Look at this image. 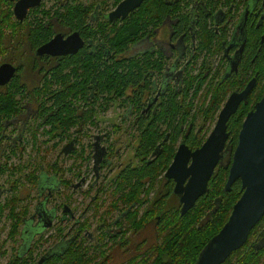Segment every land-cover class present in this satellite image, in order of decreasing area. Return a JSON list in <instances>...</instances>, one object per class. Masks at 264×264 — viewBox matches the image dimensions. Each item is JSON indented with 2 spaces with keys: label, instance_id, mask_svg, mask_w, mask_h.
I'll list each match as a JSON object with an SVG mask.
<instances>
[{
  "label": "flooded vegetation",
  "instance_id": "af4514ba",
  "mask_svg": "<svg viewBox=\"0 0 264 264\" xmlns=\"http://www.w3.org/2000/svg\"><path fill=\"white\" fill-rule=\"evenodd\" d=\"M18 1L6 0L10 7L0 9V65L9 63L15 67L10 79L0 84V220L9 223L5 237L10 243V253H13L6 264H152L151 260L141 259L155 252L161 243L163 234H159L158 226L161 212L170 214L178 208L180 216L185 215L201 197L209 194L211 180L222 167L227 170L223 183L225 192H229L236 181L241 182L237 179L229 190L224 188L239 136L237 133L232 145L229 120L223 157L215 164L206 192L184 213H181L180 195L175 193L176 181L165 174L181 144L191 151L202 146L233 91H242L253 78L256 79V86L241 102L240 108L256 90L258 73L254 72V67L257 58L264 55V31L260 30L259 36L252 38L249 30L264 28V0H170V12L185 13L189 18L166 16L150 26V33L128 42L126 49L116 54L101 48L102 38L85 37L80 29L65 24L55 13L60 10L66 15L71 6L79 7L82 27L88 28L87 32L100 27L102 32V27L107 26L106 34L110 27L108 23H112L108 21L107 13L122 0L116 4L115 0H39L34 7L16 11L14 7ZM144 1L125 18L115 21H126ZM32 27L50 28L52 33L45 42L57 33L65 37L77 31L82 45L71 54L37 55L35 50L45 42L32 49ZM202 28L214 33L208 46L199 51L196 31ZM144 42L148 43L144 48L134 50ZM83 51L88 54L91 71L103 66V62L108 75L112 56L136 60L148 55L155 63L162 61L163 64L161 71L153 69L139 82L144 86L140 98L133 95L130 83L121 97L115 98L105 92L106 105L105 97L98 95L101 87L96 76L99 73L93 71L87 78L82 68L84 54L81 61H77ZM103 54L104 59L98 58ZM249 58L252 64L245 70L243 65ZM234 64L236 66L232 68ZM241 74H245L244 86L228 92L213 119L205 118L202 112L220 79H237ZM30 75H34L33 79ZM65 89L83 94L78 93L64 103L61 97ZM195 91L197 94L193 97ZM168 98L180 101L182 110L191 108L190 113L181 124L166 168L162 173L153 174L152 180L149 177L138 181L143 160L156 165L159 155L166 154L165 148L174 136L165 131L153 149L146 156H140L138 147L144 143L142 127L138 129L142 123L140 118L151 122ZM116 104L125 107L122 121L129 117L130 128L136 133L131 138L132 156L113 166L112 159L119 148L110 142L112 132L89 134L95 141L86 147H80V142L85 132L83 127L95 125L97 112L107 111ZM70 112L75 116L66 122L65 131L64 118L67 119ZM115 125L118 127L113 124L110 131ZM26 140H30L31 147L27 151ZM38 140L43 145L51 141H56L57 145L63 140L66 142L54 159L48 161L47 147L40 148ZM69 143L71 150L65 153L63 149ZM63 157L73 158L67 168L61 164ZM82 163L84 170L80 171ZM190 163L191 158L187 166ZM76 166L78 169L73 170ZM104 170L107 174L103 178L109 175L110 178L102 185L89 181ZM129 170H133L130 183L127 179ZM67 171L71 176H65ZM83 185L86 189L82 191ZM76 192H82L84 196L75 200ZM85 199V204H79ZM51 240L52 243L46 246ZM42 242L45 245L37 250ZM77 253L81 255L80 259L76 257Z\"/></svg>",
  "mask_w": 264,
  "mask_h": 264
},
{
  "label": "trees",
  "instance_id": "16d2710c",
  "mask_svg": "<svg viewBox=\"0 0 264 264\" xmlns=\"http://www.w3.org/2000/svg\"><path fill=\"white\" fill-rule=\"evenodd\" d=\"M118 1L119 0H115L114 4ZM169 3L170 0H145L138 9L131 13L126 21L121 22L118 20L112 23L107 22L110 24V27L106 34L104 32L107 30V26L105 28L102 27V32L99 31L100 27L87 32L88 28L82 27V18L79 15L81 14V10L79 7L71 6L66 15H63L62 12L58 10L55 15L65 24L80 29L82 33L85 34V37L92 36L94 38H102L101 43L103 47L101 48H105L108 52L111 51L112 54H116L123 52L126 49L128 42L135 41L147 33H150V26L160 22L166 16L187 19L188 16L185 13L170 12ZM4 7H10V4L7 3L6 0H0V9ZM32 28L31 46L33 49L49 39L52 31L50 28ZM260 30L264 31V28H251L249 30V37L252 36L253 38L254 36H259ZM99 33H101L102 36H100ZM213 33V30H206L205 28L196 31V39L198 43L197 48L199 51L208 46L210 37L213 36ZM83 54L85 57L84 59H82ZM98 58L104 59V54L100 55ZM81 59L83 62L82 68L84 69L87 78H90L93 71L99 73L98 76H96L98 80L100 79L99 83L101 87L98 91V95L105 97L103 99L105 100L106 105L107 98L105 92L111 94L115 98L121 97L126 93L128 87H130V83H132L133 86V95L140 98L139 96L142 95L144 86L140 85L139 82L144 80L145 75L149 74L151 70L158 69V71H161L163 64L162 61L155 63L151 59V56L148 55L144 56L142 59L136 60L125 58L119 59L116 56H112V64L109 66L110 70L108 75V71L104 68L103 62L101 64L103 66L91 71L92 67L89 65L90 59L86 51H83L79 57H77V61L80 62ZM71 61L72 63H76L73 60ZM246 61L247 62L243 65L245 70L252 64L250 63L251 58ZM256 61L257 63L254 67V72L258 73V86L256 90L252 92L249 100L241 105L239 110L232 115L228 122V131L232 137V145L236 142L237 133H239L242 122L247 113L254 108V103H256L264 94V55L258 57ZM245 82V74H241L240 78L237 79H232L230 77H223L220 79L217 88L213 91L211 101L206 105L202 112L203 116L205 118L209 117L208 119H213L214 113H216L228 92L235 88L243 87ZM83 85L84 83L82 86ZM63 93L61 100L66 103L81 92L72 93L71 89H65ZM196 94L197 91L194 92L193 97ZM85 95L86 93H84V96ZM94 100H96V97ZM94 100L91 101V107ZM64 107L67 108L66 105H64ZM190 109L182 110L180 101L178 102L175 98L171 100L168 98L162 102L159 114L157 113L155 119L151 120V122H147L146 118H144V120L143 117L140 118L142 123L140 122V127L138 129L142 127L141 136L144 141V143H141V146L138 147V153L140 156H146L147 153L153 149L154 145L161 140L165 131L172 132L174 136L170 141L171 146L169 145L165 148L166 154L159 155V162L156 165L155 163H145L146 161L143 160V166L140 169V173L137 174L138 181L149 177L152 180L153 174L155 175L158 172L162 173L166 168V164L171 159V156L168 154L172 151L173 145L178 140L181 124L184 122L185 117L189 115ZM64 112L67 111L64 109ZM68 116L67 119L64 118L63 122L65 131L66 127H68L66 122L69 119L74 118L75 115L70 112ZM80 117L84 118L83 116ZM132 171L133 170L128 171V183H130V180L133 178ZM226 174L227 170L224 167L220 168L215 177L211 180L210 190H208L209 194L201 197L197 204L185 215L180 216L178 208L173 210L170 214H162L161 212L158 225L160 231L159 234H163L161 243L158 248H156L155 252H152L150 255H144L141 260H151L152 264L195 263L197 256L205 243L216 234L226 222L232 205L242 195L240 181H236L229 192L223 190V183ZM76 257L80 259L81 255L77 253ZM222 264H264V217L253 228L245 245L242 248L233 251Z\"/></svg>",
  "mask_w": 264,
  "mask_h": 264
},
{
  "label": "water",
  "instance_id": "95a60500",
  "mask_svg": "<svg viewBox=\"0 0 264 264\" xmlns=\"http://www.w3.org/2000/svg\"><path fill=\"white\" fill-rule=\"evenodd\" d=\"M26 1L29 0H19L14 9L25 10L39 3V0L32 3ZM141 2L142 0L120 1L107 13L108 21L125 18ZM81 45L82 40L77 31L65 37L57 33L49 41L37 47L35 53L37 55L71 54ZM243 46L244 44L240 51L243 50ZM235 66L234 64L232 68ZM14 71L15 67L11 64H1L0 84L6 83ZM255 86L256 79L253 78L245 89L233 91L228 96L219 111L214 127L200 148L191 151L184 144L179 146L165 175L176 181L175 193L180 195V202L183 203L181 213L191 208L196 199L206 192L215 164L224 154L228 138L227 122ZM70 144L64 147L65 153L71 150ZM189 158L191 163L187 166ZM188 177H190L188 182L183 185ZM237 179L242 183L241 197L233 204L228 219L219 231L205 243L194 264H222L233 251L245 245L253 228L264 217V94L243 121L228 169L225 190H229Z\"/></svg>",
  "mask_w": 264,
  "mask_h": 264
},
{
  "label": "rangeland",
  "instance_id": "374dc122",
  "mask_svg": "<svg viewBox=\"0 0 264 264\" xmlns=\"http://www.w3.org/2000/svg\"><path fill=\"white\" fill-rule=\"evenodd\" d=\"M106 2H109L111 0H104ZM49 4V2H47ZM163 30H165L163 28ZM148 43L144 42L143 44H141L140 46H137L134 50L136 49H142L144 48ZM215 62H218V58H216ZM34 75H30V79H33ZM125 110V107H118L117 104L113 105L110 107L109 110L107 111H102V112H97V115L95 117L96 123L95 125H86L83 127L84 129V133H83V137L81 138V142H80V147L81 146H87V144L89 142L93 143L95 140H92L91 138H89V134L95 136L96 134H103L105 132H112L111 133V141L113 145H116V147L119 148L118 153H116V156L114 157L115 159H112V162L115 164L113 166L118 165L119 162H124L126 160H128L129 157L132 156V142L131 138H133L135 136L132 128H130V123L128 122V119L123 120V112ZM113 124H118L115 125V128L112 129V131H110L111 127ZM199 124V122H198ZM213 126V124H212ZM212 128V127H211ZM114 131H118L117 133H114ZM130 135V136H129ZM42 140V138L40 139ZM40 140H38V142L40 143ZM60 142V141H58ZM66 141L63 140V142L58 143V145L56 144V141H51L48 144H39V147L43 149V147H47V159L48 161H52L54 159V156L57 154L59 148L62 146V144H64ZM107 142V141H106ZM100 146H105V144H101L99 143ZM25 146H26V151L30 150V140H26L25 141ZM41 150V149H40ZM73 158L72 157H67L62 159V165L64 167H69L71 162H72ZM79 170L83 171L84 170V164L82 163L79 166ZM78 167H74L73 170H77ZM72 170V171H73ZM109 171V170H108ZM71 172L67 171L65 176H71L70 174ZM90 173V172H89ZM112 173V172H111ZM107 174V170H104L103 172L100 173V175L98 177H94L92 176L91 179L89 180L91 183L95 182L96 185H102L104 181L108 180L110 178V175L104 179L103 176H106ZM66 187L64 188V190L66 191ZM86 189V185H83L81 187V190H85ZM84 195L82 192H76L73 195V198H75V200H78V198H82ZM86 199L85 200H81L79 204L84 203L85 204ZM83 205V204H82ZM0 224H2V226H0V264H6L7 260H9L10 256L13 254L10 253V243L6 242V237H5V231H7L8 225L9 223L6 220H0ZM43 239H45L43 237ZM16 240L18 241L19 238L17 236ZM52 243V240L49 241L48 244H46V246H49ZM44 246L45 244L42 242L41 245L38 246L37 250H40L41 246Z\"/></svg>",
  "mask_w": 264,
  "mask_h": 264
},
{
  "label": "bare ground",
  "instance_id": "6f19581e",
  "mask_svg": "<svg viewBox=\"0 0 264 264\" xmlns=\"http://www.w3.org/2000/svg\"><path fill=\"white\" fill-rule=\"evenodd\" d=\"M152 5V4H151Z\"/></svg>",
  "mask_w": 264,
  "mask_h": 264
}]
</instances>
